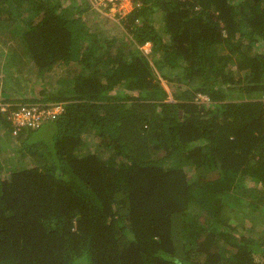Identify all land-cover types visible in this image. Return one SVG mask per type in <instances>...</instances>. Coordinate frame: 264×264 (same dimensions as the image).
<instances>
[{
  "label": "trees",
  "instance_id": "16d2710c",
  "mask_svg": "<svg viewBox=\"0 0 264 264\" xmlns=\"http://www.w3.org/2000/svg\"><path fill=\"white\" fill-rule=\"evenodd\" d=\"M94 1L0 0V264H264V0Z\"/></svg>",
  "mask_w": 264,
  "mask_h": 264
},
{
  "label": "rangeland",
  "instance_id": "374dc122",
  "mask_svg": "<svg viewBox=\"0 0 264 264\" xmlns=\"http://www.w3.org/2000/svg\"><path fill=\"white\" fill-rule=\"evenodd\" d=\"M134 0H120V2L112 3L110 6L108 5L109 2H106L104 0L100 1H94V6L85 13L86 18L89 20V25L93 26V29H103L100 30L103 33H106V35L112 36L113 33L117 35H122L125 34V30L123 29L122 26H119L118 24L113 23L112 21L106 20V17H111L114 20L118 21L120 18V15H123L127 11H130L132 7L134 6ZM151 43H146L142 46L145 52H149L151 50ZM66 70L65 66H60L57 69H55L51 74H49V78H51L54 82L58 81L59 76H61ZM159 77L162 78L161 74L157 72ZM163 80V79H162ZM165 86L170 92V97L169 99H173L172 92L174 87L172 85H167V82L163 80ZM34 87L36 90H39L40 88V83H37L36 81L33 82ZM238 98V97H236ZM52 109V108H51ZM49 125L45 126L42 130H40L38 133H45L49 130ZM5 129L2 130V132ZM92 143V142H91ZM8 148V147H7ZM11 147L8 148L10 150ZM9 152V151H8ZM244 212L243 210L238 211L237 213L229 214L231 216V223H239V225H244L243 222L245 223V220L243 219L244 217ZM245 218V217H244ZM246 224L248 226H254L258 230H263L264 229V213H251L249 219L246 221Z\"/></svg>",
  "mask_w": 264,
  "mask_h": 264
},
{
  "label": "built area",
  "instance_id": "2783aa9c",
  "mask_svg": "<svg viewBox=\"0 0 264 264\" xmlns=\"http://www.w3.org/2000/svg\"><path fill=\"white\" fill-rule=\"evenodd\" d=\"M97 1V0H96ZM100 1V0H98ZM105 3L106 2H113L116 3L117 0H104ZM120 2V0H119ZM39 107L37 106H22L20 107L18 110L14 111L15 112V117H16V121L18 122V124H36L41 115H47L48 113H52V112H56L57 110L60 109V106L56 105L54 106V108L52 109H42L40 112V114L35 115V113L38 111Z\"/></svg>",
  "mask_w": 264,
  "mask_h": 264
}]
</instances>
